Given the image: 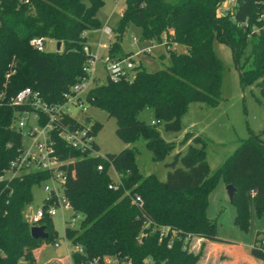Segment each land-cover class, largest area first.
Here are the masks:
<instances>
[{
    "label": "trees",
    "instance_id": "1",
    "mask_svg": "<svg viewBox=\"0 0 264 264\" xmlns=\"http://www.w3.org/2000/svg\"><path fill=\"white\" fill-rule=\"evenodd\" d=\"M223 1L126 0V8L112 28L108 55L113 59L131 57L123 49L130 26L141 29L142 42L161 44L166 38L167 46L184 49L168 50L170 64L164 69L152 72L142 63L135 64L128 75L132 78L99 84L88 95L92 106L116 120V135L121 141L131 145L143 139L156 161H164L174 148L162 138L160 129L179 133L191 104L216 107L221 103L224 66L214 49L216 41L231 49L237 65L251 43L245 67L240 66V82L243 88L257 86L264 98V20L259 19L264 7L257 0H237L235 22L218 17ZM105 3L0 0V177L15 154L7 144L19 142L12 129L18 109L9 106L7 99L32 88L48 101H59L84 74L88 34L101 30L98 13ZM246 21L247 26H240ZM35 37L61 43L60 51L38 52L30 45ZM147 110L154 118L151 123L139 119ZM93 129L97 135L101 124L95 123ZM192 138L201 146L191 145L184 155H177L166 182L155 175L140 174L135 147L107 154L106 159L85 158L71 164L65 193L84 220L80 229H66V238L74 246H82L86 258L111 255L131 264H145L146 259H152L153 264H200L201 253L189 249L193 239L231 243L219 238L216 222L207 216L208 197L222 176L226 186L236 189L231 202L238 226H249L252 210L264 214V141L251 135L210 176L205 140L187 133L181 144ZM113 169L120 183L110 189L115 185ZM46 178L30 174L0 181V264H37L36 251L46 242L56 243L58 233L52 220L41 223L49 238L36 240L25 214L34 201L33 188ZM134 197H140L141 206L134 204ZM148 223L150 227L145 228ZM155 227L171 229V248L168 240L160 241L159 233L153 232ZM142 232L146 236L138 241ZM261 235L254 237L250 253L264 262V247H258ZM81 259L73 255L75 263Z\"/></svg>",
    "mask_w": 264,
    "mask_h": 264
},
{
    "label": "rangeland",
    "instance_id": "2",
    "mask_svg": "<svg viewBox=\"0 0 264 264\" xmlns=\"http://www.w3.org/2000/svg\"><path fill=\"white\" fill-rule=\"evenodd\" d=\"M126 8V1H121L119 6L115 0H106L105 6L99 11L98 18L101 23V30L88 34V45L93 51H97L99 42H108L106 36L102 34V29L109 25L112 28L117 26L123 10ZM142 31L136 26H130L123 41V49L130 53L135 64L142 63L149 71H158L166 68L170 64L168 50L164 46H156L151 54L145 52L151 44L142 42ZM137 39L135 44L133 39ZM90 43V44H89ZM58 43L54 40H46V51L56 52ZM214 49L223 62L224 79L222 83V101L216 107L206 106L199 103L190 105L188 111L182 117V131L179 133H167L160 129L162 138L174 146L172 153L164 161H156L154 153L146 146L143 139L135 144L127 145L116 135V120L111 118L105 111L91 104L87 106L86 114L92 122L101 124V129L97 133L96 142L102 154H117L126 148H137L136 165L142 176L155 175L159 181L166 182L168 174L173 169L170 165L174 162L178 154L184 155L189 146L200 147L194 139H188L186 145L181 144L187 133H193L202 137L206 142V160L209 166L210 176L220 169L229 157L235 154L242 142L251 137L259 135L264 141V98L260 88L249 86L243 88L240 82V66L245 67L247 58L251 53V43L249 42L244 55L240 58V64L234 60L231 49L219 42L214 43ZM173 50H184L181 47L173 46ZM140 52V54H139ZM105 51L100 52L99 64V83H106V75L103 71V60L106 56ZM164 55V58L162 57ZM250 65L246 66V70ZM132 77H128L130 79ZM75 115L80 117L78 111ZM139 119L151 123L153 115L151 111H144L139 115ZM178 168L182 167L178 163ZM111 176L117 181V175L112 170ZM34 201L26 209V215H35L43 206L46 198L44 185L33 188ZM207 216L216 222L217 232L220 239L231 243H223L226 247V254L237 261L239 264H252L249 251L253 239L257 233H264V214L259 215L252 210L249 226L241 228L235 223L236 208L232 204L227 186L223 177L220 176L215 187L208 197ZM53 226L58 233L56 243L60 246L55 247L54 243L46 242L36 252L37 264H70V252L76 247L65 237L66 226L61 214L52 219ZM190 251L195 254L201 253L202 256L206 249V242L193 239ZM229 259L219 255L218 262H228ZM232 261V260H231ZM23 264V263H22Z\"/></svg>",
    "mask_w": 264,
    "mask_h": 264
},
{
    "label": "built area",
    "instance_id": "3",
    "mask_svg": "<svg viewBox=\"0 0 264 264\" xmlns=\"http://www.w3.org/2000/svg\"><path fill=\"white\" fill-rule=\"evenodd\" d=\"M115 1L119 6L124 0ZM257 1L264 7V0ZM236 7L237 0H224L217 9V15L220 18L230 17L236 22ZM259 19L264 20V9ZM240 26H247V21ZM253 30L258 32L256 28ZM102 34L106 36L108 42L100 41L97 51H93L91 45L85 47L88 58L84 74L78 78L68 92L62 95L59 101H48L40 91L32 88H25L7 99L9 106L18 109L12 129L19 135V142L7 144L9 149H14L15 154L4 169L0 181L19 179L30 174L47 176L41 183L44 185L46 195L43 206L35 215H31V213L26 215V219L33 227H40L43 221L52 220L61 214L66 229H80L84 215L74 210L72 202L65 193L66 183L69 179V167L79 159L107 158L105 154L101 153L96 142L97 135L93 129L95 123L86 114L87 106L90 105L88 95L93 88L100 84V52H107L103 60L106 82L117 83L122 79H127L134 69L135 63L132 58L117 60L109 57L108 51L113 40L112 27L106 25L102 29ZM46 40L43 37H35L30 40V45L38 52H47ZM133 41L135 44L138 42L136 38ZM147 43L152 46L145 50L148 54H151L156 46H164L166 50L173 49L174 46H167L166 38L161 44L154 41ZM75 111L79 112L80 117L75 115ZM98 170L102 172L103 166L100 165ZM116 175L117 181L115 185H110V189L116 188L120 183V176L117 173ZM252 195L255 196V193ZM133 202L138 206L142 205L140 197H134ZM148 227L150 224H145V228ZM153 232L159 233L160 241L168 240V248L172 247L174 238L169 227H155ZM145 236L146 234L142 232L138 241H142ZM258 240V247H264V233ZM54 245L56 248L60 246L58 243ZM75 247L76 249L69 253L70 264H131L130 261H121L119 257L111 255L86 258L84 248L82 246ZM74 254L81 256L82 259L79 263L73 261ZM153 263L152 259L145 260V264Z\"/></svg>",
    "mask_w": 264,
    "mask_h": 264
},
{
    "label": "crops",
    "instance_id": "4",
    "mask_svg": "<svg viewBox=\"0 0 264 264\" xmlns=\"http://www.w3.org/2000/svg\"><path fill=\"white\" fill-rule=\"evenodd\" d=\"M204 242H206V249L207 250L205 251L204 255L202 256L200 264H239L237 261L233 260L229 254H226V247H224L223 245H219V244H223V243H213V242H207V241H204ZM249 253H250V251H249ZM219 255L227 257L229 259L228 261L230 263L218 262L217 259H218ZM250 255H251V253H250ZM36 257H37V255H36ZM251 263L252 264H264V262L257 260L254 257H253V259H251Z\"/></svg>",
    "mask_w": 264,
    "mask_h": 264
},
{
    "label": "water",
    "instance_id": "5",
    "mask_svg": "<svg viewBox=\"0 0 264 264\" xmlns=\"http://www.w3.org/2000/svg\"><path fill=\"white\" fill-rule=\"evenodd\" d=\"M60 49H61V43H58L57 52H59ZM227 192L230 200L233 201L234 195L236 193V189L232 185H229L227 186ZM31 235L36 240H47L49 238V234L46 232V227L44 226L33 227L31 229Z\"/></svg>",
    "mask_w": 264,
    "mask_h": 264
}]
</instances>
